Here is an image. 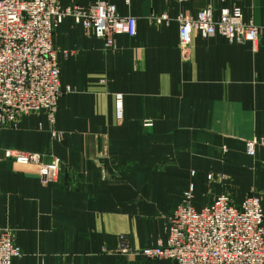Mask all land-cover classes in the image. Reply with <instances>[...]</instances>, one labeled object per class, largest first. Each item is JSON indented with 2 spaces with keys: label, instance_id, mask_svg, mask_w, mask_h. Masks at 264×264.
Masks as SVG:
<instances>
[{
  "label": "crops",
  "instance_id": "crops-1",
  "mask_svg": "<svg viewBox=\"0 0 264 264\" xmlns=\"http://www.w3.org/2000/svg\"><path fill=\"white\" fill-rule=\"evenodd\" d=\"M94 2L135 18L136 36H118L106 50L66 18L53 48L61 87L73 92L60 98L52 124L40 112L0 130V226L14 230L22 252L13 264H170L100 253L118 247L119 233L131 247L165 243L184 192L193 187L195 208L210 203L220 185L207 176L219 170L236 203L263 193L264 213V146L254 157L245 150L264 140V0H59L63 8ZM208 5L215 18L240 8L260 28L256 49L195 35L181 51L177 17ZM163 14L168 22L155 23ZM8 150L58 158L56 180L43 186L38 168L12 163Z\"/></svg>",
  "mask_w": 264,
  "mask_h": 264
},
{
  "label": "built area",
  "instance_id": "built-area-1",
  "mask_svg": "<svg viewBox=\"0 0 264 264\" xmlns=\"http://www.w3.org/2000/svg\"><path fill=\"white\" fill-rule=\"evenodd\" d=\"M124 2L128 6L132 0ZM66 18L77 22L87 36L102 40L106 50L114 47L116 37L133 38L137 33L135 18L120 17L116 8L105 2L63 8L59 0H0V130L13 122L16 114L27 112L40 89H47L41 110L53 123L60 97L70 93V88L61 87L57 52L53 48L55 31ZM154 19L157 24L168 22L165 14ZM177 24L181 51L191 46L195 35L220 36L230 44H249L253 49L259 43L260 28L253 20H247L240 8L222 9L215 18L208 5L195 16L179 15ZM24 95L27 96L23 98ZM116 111L121 118V95L116 96ZM51 135L54 137V132ZM255 145L256 142L246 143L248 156H255ZM6 156L37 164L42 161L37 154L13 150L7 151ZM58 168L57 160L43 166L41 181L51 183ZM190 200L188 193L169 219L167 242L158 248L144 249L139 255L172 264H264V213L258 196H248L238 206L221 196L198 210ZM17 256L13 238L0 227V264H12Z\"/></svg>",
  "mask_w": 264,
  "mask_h": 264
},
{
  "label": "rangeland",
  "instance_id": "rangeland-1",
  "mask_svg": "<svg viewBox=\"0 0 264 264\" xmlns=\"http://www.w3.org/2000/svg\"><path fill=\"white\" fill-rule=\"evenodd\" d=\"M235 8V7H234ZM237 8V7H236ZM264 27V26H263ZM105 48V47H104ZM37 92H39V97L36 99V101H34L33 103H30L29 106H27V112L23 113V112H20L18 114L15 115V118H14V121L13 122H8L7 123V126H5V128L3 129H16L19 124H20V121L22 118H24L25 116H32V115H35V114H38L40 112H44V110H41L42 109V106H44L45 104V94L47 92V89H40L38 90ZM73 90L70 89V93H72ZM70 93H67V94H70ZM27 95H24L23 98H25ZM63 96V95H62ZM61 96V97H62ZM117 96V95H116ZM116 96H115V99H114V102H115V108H116ZM60 97V98H61ZM60 100V99H59ZM123 108V106H122ZM45 113V112H44ZM46 114V113H45ZM122 116V115H121ZM122 119L119 118V121ZM143 126L145 128H151L153 126L152 122L151 121H144L143 122ZM1 129V130H3ZM54 137H52L54 140H58L61 138L60 134H58L57 132H54ZM247 142H256V145H255V155H256V149L257 147H263L264 146V140H258L256 138L254 139H251L249 141H246L245 142V146H246V143ZM10 151V150H8ZM7 152V151H6ZM4 152V157H5V153ZM18 152H21V151H18ZM23 154H26L28 152H22ZM28 154H34V153H28ZM41 157L42 161H40L38 164L37 162H34V161H30V162H27L25 159L23 158H18V157H5L7 160L11 161L12 163L14 164H17V165H33V166H36L38 168V178H39V181L40 183L43 185V186H47L48 184H44L42 181H41V178H40V174H41V169L43 168V166H45L46 164H50L54 161H59V167H60V160L58 158H55V157H51V160H50V163H44L43 162V156L40 155V154H37ZM27 162V163H25ZM45 164V165H44ZM226 172V170H219V171H216L215 173L213 172H210V174L207 176V181L209 184H218L220 185V190H218L219 192H216L215 196L212 201L210 203H207L205 204L204 206H207L209 204H211L213 202L214 199L216 198H219L221 196H225V197H228L232 204L238 206L239 204L236 203L233 198H232V194L230 192H225L226 190H229V187H230V179H228V176L226 177V175H224V173ZM59 174V168H58V172H57V175H56V178ZM105 172H104V178H107V176L105 177ZM237 175V174H236ZM231 177V176H230ZM54 177V180L51 181V182H54L55 179ZM137 186V185H136ZM135 186V187H136ZM134 187V186H133ZM139 187V186H138ZM136 187V188H138ZM188 193H191V200H190V204L193 206L192 204V198H193V187L190 185L189 188L184 192L183 196H182V201L181 203L183 202V199H184V196ZM258 196L262 202V198H263V193L259 192V191H255V189H253V191H251L248 195V196ZM246 197V198H247ZM180 203V204H181ZM202 206V207H204ZM200 207V208H202ZM195 208V207H194ZM200 208H195V209H200ZM262 208V206H261ZM171 217H169L167 219V224L169 226V219ZM2 229L6 230L7 232L10 233L11 237L13 238V241H14V244H15V248L18 250V256L15 257L13 260H12V264L14 263V261L16 260H19L21 257H22V252L20 250V248L18 247V245L16 244V241H15V235H14V230L12 229H8V228H4L2 226H0ZM167 230H168V227H167ZM126 233H119L118 234V247L116 248H113V249H102L100 255L105 257L106 259L110 260V261H113V258H119L121 260L123 259H129L128 261L130 260H133V259H140V261L142 263H148V262H168L170 264H172L170 261H166V260H160V259H156V258H153V259H150V258H145L140 254V252L144 249H150V248H158L159 245H164L166 242H167V239H166V242L165 243H162V242H158L156 243L155 245H149V246H145V247H140V246H135V247H131L127 238H126ZM168 235V234H167Z\"/></svg>",
  "mask_w": 264,
  "mask_h": 264
}]
</instances>
